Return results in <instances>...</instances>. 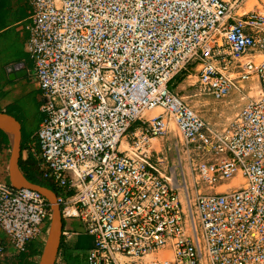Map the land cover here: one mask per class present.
<instances>
[{
	"label": "built area",
	"instance_id": "obj_1",
	"mask_svg": "<svg viewBox=\"0 0 264 264\" xmlns=\"http://www.w3.org/2000/svg\"><path fill=\"white\" fill-rule=\"evenodd\" d=\"M27 1L41 120L20 158L55 193L53 264L81 235L86 264H264L263 1ZM196 65L197 94L256 77L257 97L209 124L172 87ZM51 219L43 194L0 178V254L30 246L37 264Z\"/></svg>",
	"mask_w": 264,
	"mask_h": 264
},
{
	"label": "rangeland",
	"instance_id": "obj_2",
	"mask_svg": "<svg viewBox=\"0 0 264 264\" xmlns=\"http://www.w3.org/2000/svg\"><path fill=\"white\" fill-rule=\"evenodd\" d=\"M262 1L264 3V0ZM262 1L257 2V0H248L245 9L248 10L253 7L259 6ZM14 53L15 54H12L11 56H9V58L4 57L3 60L6 59L7 61H14L18 59V56L16 54L17 51ZM187 73H190V70L177 76L173 80V82L177 83V81L183 79ZM230 75L233 74L230 73ZM252 81L257 82L256 77L252 78ZM252 81L236 82L235 88H233L229 95L223 100H215L210 96L197 94V84L195 76H189L187 84L185 86L180 85V91L175 92H177L183 98V100L188 103L193 109H195L209 124L214 125L218 128H223L234 119L236 113L245 101L250 98L257 97L258 85H250ZM36 88V82L31 76L29 79L23 80V82H20L18 80L13 81L12 83H9L5 89L7 92V96H9L11 100L20 97L17 101V106L12 108L17 109L19 121L23 125V135L27 138L38 127V122L41 120V114L39 110L41 98L39 97L38 93L33 90ZM242 89H244V91ZM159 111V109H155L152 111V114L158 113ZM146 113L150 114L151 112ZM171 124L172 126L170 127L174 128L168 134V138L160 141L162 145V151L165 154H168L170 162L172 159V154L167 150V147L170 145L173 139L180 138L179 132L176 129L173 121H171L170 125ZM173 162H175V160ZM4 175L0 174V178L4 179ZM235 180L236 179H233L229 181V183H234ZM77 238H71L67 242L68 247H73V252L68 251L66 249L68 247L65 246V258L68 264H86V250L84 242L87 240L89 241L91 237L88 235H81ZM63 245L66 244L63 242Z\"/></svg>",
	"mask_w": 264,
	"mask_h": 264
},
{
	"label": "crops",
	"instance_id": "obj_3",
	"mask_svg": "<svg viewBox=\"0 0 264 264\" xmlns=\"http://www.w3.org/2000/svg\"><path fill=\"white\" fill-rule=\"evenodd\" d=\"M247 1L248 0H246L243 4L244 9L246 8ZM30 9L31 6L27 0H0V111H4L8 104L13 103L20 98L19 97L11 100V98L7 96V92L5 90L6 86L13 81L18 80L20 82H23V80H27L32 76L37 86V88L33 90L37 92L40 97V90L34 75V64L27 48V38L29 34L23 27L25 22H27V20L29 19ZM16 51L18 59L14 61H7L6 59L3 60L4 57L9 58V56L15 54L14 52ZM249 58L255 60L257 59V56H255L250 51L248 54L243 55L240 58V61ZM198 67L199 66L196 65L194 69L190 70V73H187L185 77L181 80H178L177 83L172 82L173 89L177 92L180 91V85L185 86L187 84L189 76L196 77ZM17 72L19 73V75L16 74ZM249 81H252V79ZM255 84L258 85L256 81H252L250 85L255 86ZM25 142L26 139L24 140V142H22L21 138L20 152L23 149ZM10 154L11 142L9 141L7 136L0 135V174H5L3 178L8 182V163ZM22 163L23 162L21 161V158L19 156L18 167L21 173L24 174L21 167ZM1 237L4 236L0 230V238ZM65 244L66 245H64V247L67 246V242H65ZM84 245L85 250H87L92 245V240L90 239L89 241H85ZM4 248V253L0 254V264H25L29 262L28 260L33 255V252L31 250L32 248L30 246L27 247V252L25 255H17L10 244H7ZM66 249L71 252L74 251L72 246Z\"/></svg>",
	"mask_w": 264,
	"mask_h": 264
},
{
	"label": "water",
	"instance_id": "obj_4",
	"mask_svg": "<svg viewBox=\"0 0 264 264\" xmlns=\"http://www.w3.org/2000/svg\"><path fill=\"white\" fill-rule=\"evenodd\" d=\"M16 74L19 75L18 72ZM0 133L5 134L11 142V154L8 163L9 183L17 188L27 187L39 191L46 197L51 205V224L45 245L37 264H53L61 243L62 227L60 210L56 203L55 193L51 188L47 186L31 182L19 170L18 160L20 156V142L22 138L21 123L19 122V120L7 112L0 111Z\"/></svg>",
	"mask_w": 264,
	"mask_h": 264
},
{
	"label": "trees",
	"instance_id": "obj_5",
	"mask_svg": "<svg viewBox=\"0 0 264 264\" xmlns=\"http://www.w3.org/2000/svg\"><path fill=\"white\" fill-rule=\"evenodd\" d=\"M180 80H181V79H180ZM17 101H18V100H17ZM17 101L8 104V105L6 106V108L4 109V111L7 112V113H9V114H11V115H13L14 117H16V118L19 120V117H18V115H17V113H18L17 109L15 108V109H16V110H15V109L12 108V107L17 106V104H18ZM0 110H1V109H0ZM39 122H40V121H39ZM39 122H38V124H39ZM37 126H38V125H37ZM36 129H37V128H36ZM36 129H35V130H36ZM35 130H34V131H35ZM34 131H33V132H34ZM33 132H32V133H33ZM32 133H31V134H32ZM0 135H1V136H6V135L3 134V133H0ZM25 137H26V136H25ZM25 137H24L23 132H22V142H24V140L26 139ZM21 167H22L23 172H24V174H25V176L27 177L28 180H30L31 182L38 183V184H41V185H43V186H47V187H49V188H52L51 185H49V184H47V183H44V182L39 181L38 179H36L34 172L31 170L30 166L27 165V163H22V164H21Z\"/></svg>",
	"mask_w": 264,
	"mask_h": 264
},
{
	"label": "bare ground",
	"instance_id": "obj_6",
	"mask_svg": "<svg viewBox=\"0 0 264 264\" xmlns=\"http://www.w3.org/2000/svg\"><path fill=\"white\" fill-rule=\"evenodd\" d=\"M154 110H155V109H154ZM148 112H151V113H152V111H148ZM151 113H150V114H151ZM158 113H159V112H158ZM155 114H157V113H155ZM171 126H172V124H171ZM173 128H174V127H170L171 130H173Z\"/></svg>",
	"mask_w": 264,
	"mask_h": 264
},
{
	"label": "flooded vegetation",
	"instance_id": "obj_7",
	"mask_svg": "<svg viewBox=\"0 0 264 264\" xmlns=\"http://www.w3.org/2000/svg\"><path fill=\"white\" fill-rule=\"evenodd\" d=\"M22 132H23V125L21 124V134H22Z\"/></svg>",
	"mask_w": 264,
	"mask_h": 264
}]
</instances>
